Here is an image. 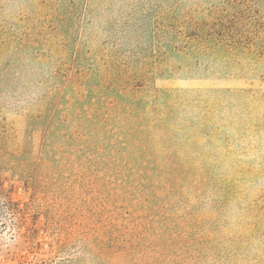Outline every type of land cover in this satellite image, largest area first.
I'll return each mask as SVG.
<instances>
[{
    "label": "rangeland",
    "instance_id": "obj_1",
    "mask_svg": "<svg viewBox=\"0 0 264 264\" xmlns=\"http://www.w3.org/2000/svg\"><path fill=\"white\" fill-rule=\"evenodd\" d=\"M164 5L0 0V132L24 154L0 178V264H95L103 237L134 264H264V55L136 77L199 63L156 33Z\"/></svg>",
    "mask_w": 264,
    "mask_h": 264
},
{
    "label": "trees",
    "instance_id": "obj_2",
    "mask_svg": "<svg viewBox=\"0 0 264 264\" xmlns=\"http://www.w3.org/2000/svg\"><path fill=\"white\" fill-rule=\"evenodd\" d=\"M187 1L189 0H160L166 8L161 10V20L155 30L156 33L163 34L165 47L171 43H180L182 51L187 50L199 63L189 62L175 66L176 68L164 65L157 68L142 66L135 70L136 77L149 80L152 71L161 77H171L179 73L185 75L184 77L192 78L201 71L202 62L207 58H212L213 61L230 60L256 49L264 55V45L261 41L264 35L261 31L264 22V0H222L219 5L207 10L205 15L195 21L189 16L191 12L185 16L177 13ZM204 1L206 0H200L199 8H202ZM193 12L198 13V10ZM181 48L178 50V55L182 53ZM171 51H177L175 46ZM208 62L210 63L211 60ZM154 68L158 72H154ZM4 139L5 133L2 131L0 132V178L2 173L9 169V165H12L10 169L14 170L21 166V160L23 162L24 159V154L8 152ZM3 161L7 163L4 164ZM106 241L108 240L103 237L95 242V264H134L132 258L134 249L121 250L119 242L115 241L116 248L109 250Z\"/></svg>",
    "mask_w": 264,
    "mask_h": 264
}]
</instances>
